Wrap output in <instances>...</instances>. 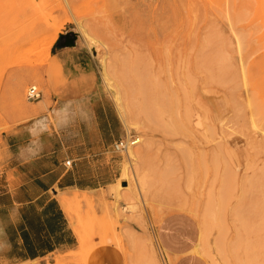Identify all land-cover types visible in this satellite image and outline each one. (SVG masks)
Wrapping results in <instances>:
<instances>
[{"label":"rangeland","instance_id":"1","mask_svg":"<svg viewBox=\"0 0 264 264\" xmlns=\"http://www.w3.org/2000/svg\"><path fill=\"white\" fill-rule=\"evenodd\" d=\"M55 34L53 43L74 35L94 56L120 138L139 142L107 151L109 186L59 198L74 247L19 264H210L207 248L220 264H245L252 244H264V0H0V157L19 125L45 117L64 125L73 115L69 104L58 111L73 99L63 98L50 57ZM29 87L39 100L27 101ZM171 214L197 225L198 247L185 255L158 244Z\"/></svg>","mask_w":264,"mask_h":264},{"label":"crops","instance_id":"2","mask_svg":"<svg viewBox=\"0 0 264 264\" xmlns=\"http://www.w3.org/2000/svg\"><path fill=\"white\" fill-rule=\"evenodd\" d=\"M72 37L58 36L50 57L61 72L63 98L73 99L61 103L58 111L69 104L73 115L64 125L47 117L31 120L4 140L0 157L1 264L25 263L71 250L76 236L59 198L98 192L115 178L113 163L106 155L122 130L97 86V61L76 38L66 46ZM68 131L75 134L69 136ZM156 236L167 255L181 256L195 247L198 228L190 218L171 214L159 223Z\"/></svg>","mask_w":264,"mask_h":264},{"label":"bare ground","instance_id":"3","mask_svg":"<svg viewBox=\"0 0 264 264\" xmlns=\"http://www.w3.org/2000/svg\"><path fill=\"white\" fill-rule=\"evenodd\" d=\"M11 4V3H10ZM8 7H10V5L8 6ZM60 26H61V24H60ZM59 26V27H60ZM29 27V29H30V31H31V29L33 28V25H29L28 26ZM81 28V27H80ZM82 29V28H81ZM54 31H56V30H54ZM55 38H56V34L55 35H53V38L51 39V41H50V45L55 41ZM33 39H34V34L32 35V33L30 34V39H29V41L30 40H32L33 41ZM31 41V42H32ZM109 88H111V87H109ZM22 89H23V83L21 84V83H16L15 85H14V87H13V95L15 96V97H19L20 96V93H21V91H22ZM112 89V88H111ZM111 96L113 97V99L116 101V103H120V99H119V93L116 91V90H113L111 93ZM119 107L121 108V110L123 111V114H126V111H124V107H122L120 104H119ZM122 114V115H123ZM220 119H221V117L218 115L217 117H216V120L217 121H219V125H221L220 123H222V122H220ZM221 121H222V119H221ZM138 142H139V139H138ZM219 147V146H218ZM214 155V154H213ZM127 156L128 157H132V155H130L129 153H127ZM128 157H127V159H128ZM216 158V157H215ZM217 163H219V162H217ZM215 165V164H214ZM217 165V164H216ZM219 165V164H218ZM215 167V166H214ZM217 167V166H216ZM216 169V168H215ZM217 170L218 169H216V172H217ZM216 176V175H215ZM125 177V176H124ZM221 178H223V176H221ZM222 180V179H221ZM212 182H213V180H212ZM216 183V182H215ZM213 184V183H212ZM214 185V184H213ZM212 187V186H211ZM222 187H224V186H222ZM221 187V188H222ZM208 189V188H207ZM211 189V192H212V189H213V187L212 188H210ZM210 189H208V192H209V190ZM219 189V188H218ZM224 189V188H223ZM222 189V190H223ZM221 190V191H222ZM206 192V191H205ZM219 192V191H218ZM220 193V192H219ZM223 193V192H222ZM221 193V194H222ZM211 193H209V195H210ZM224 194H225V192H224ZM223 195V194H222ZM201 196V195H200ZM208 197V196H207ZM211 198V197H210ZM222 198H223V196H222ZM221 198V199H222ZM224 198H225V196H224ZM223 198V200H225ZM210 200V199H209ZM222 200V201H223ZM218 201V200H217ZM208 203H209V201L206 203V201H205V204L206 205H208ZM219 204V203H218ZM217 204V205H218ZM205 205V206H206ZM225 205V204H224ZM222 206V205H221ZM225 208H226V206H225ZM225 208H224V210H225ZM182 209H183V212H187V213H190V214H192L193 216H195L196 218L198 217L197 216V213H196V211H195V209L194 208H192V206L191 205H189V204H187V203H185V202H183L182 203ZM223 208H221V211H224V210H222ZM227 210V209H226ZM219 211V210H218ZM226 212V211H225ZM261 212V211H260ZM205 213V212H204ZM218 213V212H217ZM221 213V212H220ZM262 213V212H261ZM263 214V213H262ZM221 216H223V215H219V218H221V220H222V217ZM263 217V216H262ZM261 217V218H262ZM262 219H264V217L262 218ZM211 220V219H210ZM224 222V221H223ZM260 222V221H259ZM263 222V221H262ZM262 222H260L261 224H262ZM218 223V222H217ZM264 223V222H263ZM241 224H243L242 226H245L246 227V225H244L245 223H242V222H240V224H239V226L241 225ZM218 225V224H217ZM224 225H225V223H224ZM263 225V224H262ZM242 226H240V227H242ZM225 227V226H224ZM244 227V228H245ZM257 227V226H256ZM261 227V226H260ZM259 226H258V228H260ZM263 227V226H262ZM262 227L260 228V229H262ZM218 226H217V230H218ZM243 228V227H242ZM244 228H243V230H244ZM223 229H226V228H223ZM222 229V230H223ZM264 229V228H263ZM262 229V230H263ZM221 230V231H222ZM237 230V229H236ZM247 231L248 230H250L249 228L248 229H246ZM225 232H226V230H224ZM252 231V233L251 234H253L254 232H253V229L251 230ZM250 231V232H251ZM256 232H257V229L255 230ZM261 233L262 231L261 230H258V232L257 233ZM224 233V232H223ZM237 233V232H236ZM243 233H245V231L243 232ZM249 234V233H248ZM256 234V233H255ZM254 234V235H255ZM227 236V234L226 233H224V236ZM235 235H237V234H235ZM240 234L238 233V236H239ZM222 236V235H221ZM245 236H247V234H245ZM221 238V237H220ZM230 238V237H229ZM215 239V238H214ZM236 239H238V238H236ZM240 240V239H239ZM257 240V239H256ZM259 240H260V237H259ZM259 240H257V241H259ZM218 241V240H217ZM223 240H221V242H222ZM237 241V240H236ZM236 241H235V244H236ZM241 241V240H240ZM261 241V240H260ZM224 242V241H223ZM250 242H251V239H250ZM249 242V243H250ZM256 241H254V243H255ZM262 242V241H261ZM197 243V242H196ZM220 243V242H219ZM232 243V242H231ZM244 243H247V241H245ZM222 244V243H221ZM221 244H219V246L221 245ZM237 244H240L241 245V243H237ZM234 246V245H233ZM235 246H237L236 248V251L238 250V248L240 247L239 245H235ZM252 246H254L253 247V254H252V256L251 257H249L248 256V258H247V260H245V264H264V251H263V246H264V244L262 245L261 243H259V242H257L256 243V245H254V244H252ZM198 247V244H195V247L194 248H197ZM246 247H249V245L248 246H246ZM193 248V249H194ZM217 248H219L220 249V247H217ZM224 247H222V249H223ZM234 249H235V247H234ZM221 250V249H220ZM223 250H225V249H223ZM244 251H245V249H244ZM252 251V250H251ZM221 252V251H220ZM238 252V251H237ZM229 253V252H228ZM248 253V252H247ZM230 254V253H229ZM219 255H221V254H219ZM223 255V254H222ZM224 255H225V253H224ZM240 256V255H239ZM233 258H234V256H233ZM240 258H241V256H240ZM201 259L203 260V261H205L206 262V260H208L209 262H210V264H220L219 263V261L218 260H216V258L214 257V255H213V251H211L209 248H207V249H204L203 251H202V254H201ZM245 259V258H244ZM221 260H223V257H221ZM235 260V259H234ZM224 261H225V259H224ZM242 263V262H241Z\"/></svg>","mask_w":264,"mask_h":264},{"label":"built area","instance_id":"4","mask_svg":"<svg viewBox=\"0 0 264 264\" xmlns=\"http://www.w3.org/2000/svg\"><path fill=\"white\" fill-rule=\"evenodd\" d=\"M41 97L40 91L36 89V87H29L27 92H26V99L28 102H35L39 100ZM138 144V138L136 136H129V137H124L118 139L114 144L112 145V148L115 151L119 152H126L130 147L135 146ZM66 164H69L67 162Z\"/></svg>","mask_w":264,"mask_h":264},{"label":"water","instance_id":"5","mask_svg":"<svg viewBox=\"0 0 264 264\" xmlns=\"http://www.w3.org/2000/svg\"><path fill=\"white\" fill-rule=\"evenodd\" d=\"M73 39L72 40H70L69 42H67L65 45L67 46V45H71V44H73V41H74V39L76 38L74 35H73V37H72Z\"/></svg>","mask_w":264,"mask_h":264}]
</instances>
